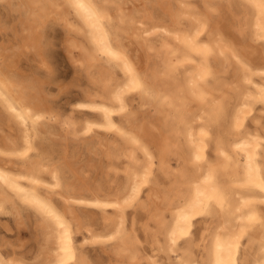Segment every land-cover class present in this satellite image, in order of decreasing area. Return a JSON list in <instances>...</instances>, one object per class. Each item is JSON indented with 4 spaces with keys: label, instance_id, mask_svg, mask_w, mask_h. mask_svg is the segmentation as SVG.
Wrapping results in <instances>:
<instances>
[{
    "label": "rangeland",
    "instance_id": "obj_1",
    "mask_svg": "<svg viewBox=\"0 0 264 264\" xmlns=\"http://www.w3.org/2000/svg\"><path fill=\"white\" fill-rule=\"evenodd\" d=\"M91 1L98 9L112 18L115 28L122 31L126 50L140 66L141 71L149 79L153 78L158 88L161 87V83H179L180 87L175 92L184 95V99L176 107V112L167 117L169 108L162 106L157 97L152 96L151 103H149L137 94L126 93L124 97L126 103L130 105L131 115L127 117H122L118 113L113 115L115 123L123 131L138 135L143 143L148 144L156 157L149 182L142 185L137 197L127 205L124 204L123 208L125 240L140 252L141 258L138 264H150L145 256L154 252L158 254L160 264H172L176 261L174 255L173 258H169L164 250L165 226L170 221L173 204L187 193L190 186L188 181L196 172L195 167L192 164H186L185 161L189 149L185 142V126L180 123L182 118L189 121L198 115L202 116L203 120H195V123L204 124L208 130L205 138L207 158L217 174L215 185L224 189L226 193V200L223 204H217L220 212L215 219L199 218L196 221L191 242L193 252L200 254L202 251L201 237L206 227L210 229L215 227L220 219L219 214L229 208V203H233L234 191L251 192L255 196L254 205L264 218V202L261 200L260 193L242 189L237 183H233L236 180L235 172L226 169L219 170V166L224 161L220 157L221 148L231 156L239 173L242 172L231 147L232 135L229 132L232 130L231 121L241 91L246 87H251V84L245 81L244 74L246 73L252 81L264 83V74L261 71L264 68L261 55L262 44L261 41L254 40L250 28L252 7L243 0H232V2L227 0H212L213 2H205V0ZM18 8L17 0L10 3L0 1V50H5L4 53L8 54L3 53L7 56L6 62L13 73L23 80L26 79L27 82L36 78V81L34 79L32 83L39 87L38 94H42L39 98H42L43 106L49 111L45 113L49 115L47 119L49 126L41 129L35 137L36 154L47 158L53 166L66 167L68 182L71 184L74 182L72 185L83 194L97 195L106 201L123 199L130 184V168L135 167V163L130 162L126 156L129 147L125 144L121 134L114 129L106 130L93 126L92 131L86 133L85 122L100 119L95 112L78 108L80 101L87 100L91 96L102 95L109 99L113 85L123 79L120 68L113 69V75L106 80L107 86L103 87L105 82H100L102 75L99 69L108 70L107 63L103 62L101 66L94 60L92 45L83 27L77 25L76 29L70 30L53 18L48 19L42 27L40 41L42 46L33 50L26 48L24 41L29 34L25 25L28 9ZM145 14L147 17H144ZM122 17H125V21H121ZM198 19L205 22L201 42L206 46L208 44L205 60H203V64L207 67V74L203 79L206 83L202 80L198 82L203 90L204 98L188 90L187 70L191 60L185 58L174 64L164 60L167 41L164 29L177 33H185V31L189 33ZM72 20L78 24L75 18L72 17ZM141 20L144 27L140 26L142 30L139 31L138 26ZM143 29L150 34L148 38L155 46L154 51L149 48L147 42H142L141 38L135 35L138 31H144ZM216 39L221 40L220 44L225 51L224 56H220L217 52ZM70 40L80 45L79 51L75 49L73 53L71 52ZM179 53L178 46L170 47L172 58L178 59ZM189 55L195 60H200L198 53L190 52ZM92 63L97 66L94 70L89 67ZM104 78L106 79V76ZM256 129L264 136V106L260 101L253 102V112L246 119L245 128L241 131L243 134L246 130L253 132ZM170 141L178 142L183 151L180 160L175 155L170 157L173 172L178 169H185L186 172L185 177L178 182L175 181L173 175H166L159 165L163 157V148ZM22 143L21 126L0 102V163L8 161L15 168H21L22 164L16 158L17 163L9 162L10 155L14 157L15 155L9 153L8 150L15 149ZM110 152L111 155H108ZM135 155L138 160L137 164L145 163L146 159L140 149H136ZM78 180L81 181L78 183ZM49 182L48 175L40 173L39 182L31 184V187L42 195L50 196L61 210H69L68 205L64 203V197L70 194L72 189L64 184L49 188L46 185ZM155 193H158L159 199L153 196ZM16 206L21 212L20 216L16 212ZM73 209L75 216L73 213L74 218L71 219V224L74 244L86 256L85 263L77 264H128L127 257L121 258L115 255L114 248L118 242L91 244L85 240L87 228H91L96 233H103L108 228L106 216H115L113 207H106V214L95 206L80 205ZM157 213L161 215L158 216ZM161 218H163V223H159ZM262 228L261 222H258L257 226L246 229L241 239L238 264H253L260 256L259 235ZM55 235L56 228L53 221L32 202L23 201L18 195L6 192L0 208V257L5 264L10 261L13 264H44L52 253ZM180 246L182 249L179 252L189 247L185 241H181Z\"/></svg>",
    "mask_w": 264,
    "mask_h": 264
},
{
    "label": "bare ground",
    "instance_id": "obj_2",
    "mask_svg": "<svg viewBox=\"0 0 264 264\" xmlns=\"http://www.w3.org/2000/svg\"><path fill=\"white\" fill-rule=\"evenodd\" d=\"M0 1L10 3L13 0ZM17 1L19 8L28 9L25 25L27 26L29 34L24 41L26 48H32L31 50H33L39 49L42 46L40 45L42 27L48 19L53 18L60 21L66 28H70V30L72 28L76 29L77 25L83 27L87 39L92 45L94 60L101 66L103 62L107 63L108 70L99 69L102 75L100 82H105L103 87L107 86L106 80L113 75V69L115 67L120 68L123 79L121 82L113 85V88L110 90L109 99L102 95L99 97L91 96L87 100L80 101L78 103V108L95 112L100 119L99 121L87 120L85 122L86 133L91 132L93 126H98L106 130L114 129L121 134L125 144L129 147L126 156L130 162L135 163V167L130 168V171L128 170L130 184L123 199L106 201L97 195H85L78 191L72 185L74 182H72V184L68 182L66 175L68 172L65 170L66 167L64 168L62 165L63 168L53 166L47 158L36 154L37 146H35L34 142L35 137L40 133L41 129L49 126V122L47 121L49 115L45 114L49 111L43 106L44 104L41 102L42 98H39L42 97L39 96L42 95L41 93L38 94L39 87L32 83L34 79L36 81V78H30L33 79V81L29 80L31 82H27L26 79L23 80L13 73L10 65L6 62L5 58L7 56H4V54H8L4 53L5 50H0V102L3 104L5 110L15 118L23 130V143L21 146L8 150L9 153L15 155V157L10 155L9 162L15 164L17 163V159L22 164L21 168H15V166L12 164L10 165L8 161L6 163H0V208L6 192L18 195L23 201L32 202L43 214L53 221L56 228L54 247L48 260L44 264H77L80 262L85 263L86 256L83 254L82 250L77 249L74 244L71 224V219L75 216L73 208L80 205L95 206L106 214V207L112 206L115 211V216H106L108 228L103 233H96L91 228H87L85 240L91 244L118 242V245L114 248L115 255L121 258L127 257V261H129L128 264H138L141 258L140 252L129 245L125 240L126 229L123 208L124 204L127 205L131 200L137 197L141 186L149 182L156 157L148 144L143 143L138 135L123 131L122 128L115 123L113 115L116 113L120 114L122 117L131 115L132 111L130 105L126 103L124 95L126 93H134L139 95L142 99L148 100L149 103H151L152 96L157 97L162 106H167L169 108V113L167 114V117H169L176 112V107L179 106L180 101L184 99L183 94L175 92L178 91L180 84H163L160 82L161 84H159L161 87L159 86L160 88H158V85L154 83V79H149L127 52L126 46L123 43L122 31L115 28L112 23V18L98 9L91 0ZM163 1L170 2V0ZM208 1L212 0H205V2ZM227 1L232 2V0ZM243 1L253 9L250 28L254 40L261 41V55L264 60V0ZM143 12L144 11H142V13ZM145 15L146 16H143L147 17V14ZM72 17L77 20L78 24L72 20ZM126 19L129 20V18ZM121 21H125V17H122ZM139 23L138 30L140 31L142 30L140 26H143L144 23L142 20ZM143 30L142 32H136L135 35H138L142 42H147L149 48L153 49L155 46L148 38L150 34L146 29ZM204 30L205 22L199 19L196 20L195 26L189 33H186V31L185 33H177L164 29V33L167 37L164 60H168L170 64H174L185 58L191 60L187 70L188 90L190 93L200 95L202 98H204V94L198 82L199 80L205 82L206 80L203 79L207 74V67L203 64V60H205L208 44L206 46L205 43L201 42V35ZM216 40L217 42H214L218 43L217 52L220 56H224L225 51L224 47L220 44L221 40ZM69 43L72 53L75 49L79 51L80 45L76 41L70 40ZM223 43L226 42L223 41ZM173 45L180 48L178 59H174L170 56V47H173ZM67 49L69 50V48ZM23 51L27 52L25 50ZM188 52L198 53L200 55V60H195ZM223 61L225 60L223 59ZM89 65L91 70L97 67L96 64L93 63ZM261 71L264 74V68ZM104 76H106V79ZM244 79L251 84V87H246L245 90L241 91L237 108L231 121L232 130L229 132V134L232 135L231 147L242 172L239 173V169L234 165L235 162L231 159V156L225 149L221 148L219 150L220 157L223 158L224 161L219 166V170L226 169L235 172L236 180H234L233 183H237L242 189L257 191L260 193L261 200L264 202V136H262L258 129L253 132L246 130L243 134L241 131L242 128H245L246 119L253 112V102L260 101L264 106V83L250 80L246 73L244 74ZM41 89L40 86V90ZM195 120H203V118L201 115H198L195 119L189 121L184 118L180 119V123H183L185 126V142L189 149V154L187 157L185 156V161L186 164H192L196 172L193 174L190 181H188L190 186L187 193L172 206L170 221L165 226L164 250L168 253L169 258H173V255L176 258V261L172 264H238L240 259L241 239L246 229L252 226L255 227L258 225V222H261L263 227L259 235V251L261 254L253 264H264V218H262L259 209L255 207V196L251 192L243 193L234 191L233 203H229V208L219 214L220 219L215 227L213 229L206 227L205 233L201 237L202 251L200 254L197 255L192 250V232L196 221L199 218L215 219L218 212H220L217 208V204L221 205L226 200L224 189H220L215 185L217 174L207 158V143L205 138L208 130L204 124H196ZM53 136L55 137L54 134ZM136 149H140L146 159L145 163L142 165L137 164L138 160L135 155ZM163 149V157L159 163L160 168L166 175H173L174 179H176L175 181L178 182L185 177L186 172L185 169H178L173 172L170 157L171 155H175L178 156L180 160L183 152L182 147L178 142L170 141L166 143ZM111 152L108 155H111ZM40 173H46L48 175L50 182L46 185L49 188L64 184L72 189V192L64 197V203L68 205L69 210H61L54 204L50 196L42 195L31 187V184L39 182ZM79 181L81 180H78V183ZM153 196L157 199L160 198L158 193L153 194ZM16 208V212L20 216L21 212L17 206ZM73 213L74 216H72ZM157 214L158 216L161 215V213ZM163 222V218H161L159 223ZM181 241H185V244L189 246L183 249V252H179L182 249L180 246ZM145 257L150 264H160L158 254L155 252ZM0 264H5L1 257ZM8 264H13V262L10 261Z\"/></svg>",
    "mask_w": 264,
    "mask_h": 264
}]
</instances>
